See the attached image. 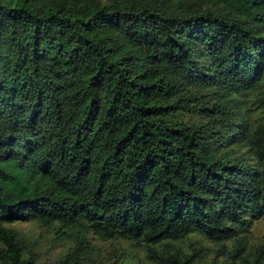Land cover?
<instances>
[{
	"label": "trees",
	"instance_id": "obj_1",
	"mask_svg": "<svg viewBox=\"0 0 264 264\" xmlns=\"http://www.w3.org/2000/svg\"><path fill=\"white\" fill-rule=\"evenodd\" d=\"M262 214L264 0H0V264H36L8 224L84 219L209 264L158 246Z\"/></svg>",
	"mask_w": 264,
	"mask_h": 264
},
{
	"label": "rangeland",
	"instance_id": "obj_2",
	"mask_svg": "<svg viewBox=\"0 0 264 264\" xmlns=\"http://www.w3.org/2000/svg\"><path fill=\"white\" fill-rule=\"evenodd\" d=\"M8 226L21 236L28 255L35 257L36 264H163L149 257L146 245L125 239H104L85 219L67 227L64 232L60 224L46 226L38 221H17ZM243 236L244 240L225 243L227 247L223 243L204 240L199 235L158 247L168 255L176 254L182 247L190 254L204 256L209 264H250L260 259L264 264V214L254 220L251 229ZM236 248L239 254L230 256V250Z\"/></svg>",
	"mask_w": 264,
	"mask_h": 264
}]
</instances>
